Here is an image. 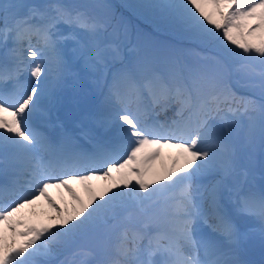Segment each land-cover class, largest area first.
<instances>
[{
	"label": "snow or ice",
	"instance_id": "obj_1",
	"mask_svg": "<svg viewBox=\"0 0 264 264\" xmlns=\"http://www.w3.org/2000/svg\"><path fill=\"white\" fill-rule=\"evenodd\" d=\"M128 7L195 47L117 64L111 5L0 2V264H254L243 242L264 247V183L239 163L264 152V0ZM77 61L101 72L90 148L41 130Z\"/></svg>",
	"mask_w": 264,
	"mask_h": 264
},
{
	"label": "rangeland",
	"instance_id": "obj_2",
	"mask_svg": "<svg viewBox=\"0 0 264 264\" xmlns=\"http://www.w3.org/2000/svg\"><path fill=\"white\" fill-rule=\"evenodd\" d=\"M80 1H85V0H66V2H76V3H80ZM44 2H46V0H35L32 3H44ZM138 2H140V0H103L102 1V3L109 4L112 6L111 11L113 14V20L115 18H118L120 16H125V15L131 16V17L138 16L139 14L134 8L128 7V5L136 4ZM113 20H112V24H113ZM149 23L152 24L150 21ZM75 188L81 195H84L82 187L75 186ZM44 209H47V208H44ZM65 254L66 253L62 254L60 258L63 259Z\"/></svg>",
	"mask_w": 264,
	"mask_h": 264
},
{
	"label": "bare ground",
	"instance_id": "obj_3",
	"mask_svg": "<svg viewBox=\"0 0 264 264\" xmlns=\"http://www.w3.org/2000/svg\"><path fill=\"white\" fill-rule=\"evenodd\" d=\"M173 152H174V150H173ZM73 186L81 187L80 185H77V184H74ZM49 193L53 196L54 199L58 198L59 201H61L62 198L67 199V197H68V193L66 191H64L63 189L50 188ZM44 208H47V203H46V201L43 200V198H41V200L39 202H37L36 210L39 212V211L43 210ZM25 213L30 215L31 209H26ZM41 219L46 220V217H41Z\"/></svg>",
	"mask_w": 264,
	"mask_h": 264
}]
</instances>
